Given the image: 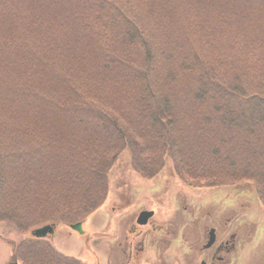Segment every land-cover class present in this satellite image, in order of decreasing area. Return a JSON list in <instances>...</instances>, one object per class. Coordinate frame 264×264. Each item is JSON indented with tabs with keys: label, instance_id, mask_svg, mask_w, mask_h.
Returning <instances> with one entry per match:
<instances>
[{
	"label": "trees",
	"instance_id": "1",
	"mask_svg": "<svg viewBox=\"0 0 264 264\" xmlns=\"http://www.w3.org/2000/svg\"><path fill=\"white\" fill-rule=\"evenodd\" d=\"M122 154L264 206V0H0V220L83 221Z\"/></svg>",
	"mask_w": 264,
	"mask_h": 264
},
{
	"label": "flooded vegetation",
	"instance_id": "2",
	"mask_svg": "<svg viewBox=\"0 0 264 264\" xmlns=\"http://www.w3.org/2000/svg\"><path fill=\"white\" fill-rule=\"evenodd\" d=\"M192 188L188 195L180 194L182 199L171 197L176 214L180 211L172 220L160 221L154 214L139 225V213L148 208L130 219L116 215L107 264H264V214L259 200L249 197L245 203L240 192L222 191L225 186ZM58 257L66 264H81L78 259ZM8 264L28 263L12 256Z\"/></svg>",
	"mask_w": 264,
	"mask_h": 264
},
{
	"label": "rangeland",
	"instance_id": "3",
	"mask_svg": "<svg viewBox=\"0 0 264 264\" xmlns=\"http://www.w3.org/2000/svg\"><path fill=\"white\" fill-rule=\"evenodd\" d=\"M207 149L210 151V157L213 160L225 166L223 149L221 150L223 154H221V159H217L213 154L214 148L212 146L210 148L207 147ZM129 161V156L122 154L115 162L110 174V192L108 197L97 211L83 219L82 233L73 231L69 224L59 223L57 225L55 238L50 237L48 240H51L50 243L52 242L59 252L66 256L80 259L83 262H80L81 264H106L109 255L108 245L111 238V229L114 225L113 219L119 213L130 219V216L137 217L141 209L148 208L156 211L155 216L160 221H169L177 217L180 211L176 214L171 197L182 199V193L184 192L188 195L193 189L188 186L190 182L188 183V181L182 180L176 175L174 165L168 159L164 161L160 172L151 178L144 177L132 170ZM226 185L224 190L222 188V191L225 193L230 192L231 195L234 194L231 192H240V199H243L245 203L249 202L252 197H259L255 192L257 190L255 184L237 182L234 185L232 183ZM238 201L242 204V200ZM254 203L256 207H259L256 201ZM260 206L262 215L264 214V206L263 204ZM236 209L237 206L234 209H230L229 212L232 213ZM42 226H33L29 230L19 231L17 227H14L9 222L0 220V264H8L10 262L12 251L11 244H9L10 241L15 242L17 248L23 245L25 252L22 255L18 249L21 262L22 258L25 260L23 255H26V261L35 263L37 259L40 260L37 256L47 253L48 256H51L48 257L50 259L47 258L50 261L49 264H57L54 257L59 262L61 261V264H66L48 244H38L43 241L36 240L32 236V232ZM42 257L44 258L43 255ZM68 264H73V262Z\"/></svg>",
	"mask_w": 264,
	"mask_h": 264
},
{
	"label": "water",
	"instance_id": "4",
	"mask_svg": "<svg viewBox=\"0 0 264 264\" xmlns=\"http://www.w3.org/2000/svg\"><path fill=\"white\" fill-rule=\"evenodd\" d=\"M151 216H153V212H147V211L142 212V213L140 214V216H139L138 223H139V224H145V223H147V220H148ZM71 228H72L73 230H76V231L80 232V233L83 232V230H82V226H81L80 223L75 224V225H72ZM52 231H53V228H52L51 226H45V227H43V228H40V229L35 230V231L33 232V235H34L35 237L41 238V237H45L48 233H50V232H52Z\"/></svg>",
	"mask_w": 264,
	"mask_h": 264
}]
</instances>
